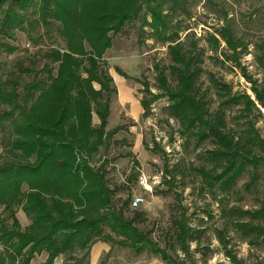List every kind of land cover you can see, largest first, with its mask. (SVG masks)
<instances>
[{"label": "trees", "instance_id": "trees-1", "mask_svg": "<svg viewBox=\"0 0 264 264\" xmlns=\"http://www.w3.org/2000/svg\"><path fill=\"white\" fill-rule=\"evenodd\" d=\"M188 2L0 0L3 36L11 37L19 29L31 38V31L44 26L47 32L55 30L63 42L45 49L42 72L46 76L25 83L22 91L17 78L0 77V132H6L0 162V264H30L43 252L46 264H54L59 256L70 264H85L98 241L136 252L149 248L172 261L165 249L134 224L137 215H125L131 200L115 206L117 187L107 179L106 161L97 167L92 164L101 149L116 143L114 136L126 130L124 125L107 129L117 88L104 56L113 37L135 20L141 21L140 29L148 37L166 44L169 56L167 65H154L160 93L152 92L144 79L114 68L141 84L142 116H149L153 102L166 98V114L178 124L182 138L196 146L210 143L203 154L207 166L195 169L208 189L219 188L231 196L237 193L242 174L249 175L243 186L247 190L264 178V136L256 127L264 119V81L248 73L241 61L248 54L247 44L230 24H223L218 37L209 34L207 40L223 65L239 69L250 83L251 93L233 92L229 83L209 73L217 97V107L210 112L209 88L201 85L204 52L189 33L182 40V27L173 23L176 14L187 10ZM221 42L225 47L219 50ZM1 46L14 50L6 43ZM259 47L257 60L264 67V42ZM232 106L240 107L235 117L239 128L229 127L226 121V109ZM133 164L139 163L134 160ZM259 203L255 209L230 208L226 222L250 244L264 247V196ZM18 210L29 220L25 227L16 216ZM171 224L173 241L187 251L195 229L183 213L175 215ZM218 235L225 242L222 231Z\"/></svg>", "mask_w": 264, "mask_h": 264}, {"label": "rangeland", "instance_id": "rangeland-1", "mask_svg": "<svg viewBox=\"0 0 264 264\" xmlns=\"http://www.w3.org/2000/svg\"><path fill=\"white\" fill-rule=\"evenodd\" d=\"M140 23V20L127 23L123 32L113 37L112 47L104 56L109 73L117 80L114 82L117 94L111 99L107 129L124 125L126 130L118 132L114 136L116 143L101 149L92 164L97 167L106 161L107 179L112 187H117L113 198L117 208L135 195L144 199L137 208H125V215L128 218L137 215L134 224L158 247L165 249L172 261L162 259L149 248L136 252L128 246L98 241L91 247L85 264H236L228 253L240 264H264V247L250 244L226 222L228 210L232 207L243 210L259 207V200L264 196V178L260 177L256 186L247 190L243 186L249 181V175L242 174L236 186L237 193L231 196L219 188L208 189L195 169L207 166L203 154L210 143L196 146L192 140L186 142L182 138L178 124L166 114V98L153 102L149 116L143 117L139 105L141 84L131 78L125 79L115 71L114 68L119 67L130 77L144 79L152 92L160 93L155 82L154 65L169 63L167 46L148 37L140 29ZM173 23L182 27L179 31L182 40L189 33V38L195 40L204 52L205 73L201 85L204 89L209 88L210 112L217 107V97L208 80L209 73L229 83L233 92L251 93L250 83L239 69L231 68L228 63L223 65L218 51H213L207 40L209 34L218 37L217 30L223 24H230L235 34L247 44L248 54L241 61L248 73L264 81V67L257 60L261 53L259 46L264 42V0H189L187 10L176 14ZM145 30L149 31V28ZM27 34L26 30L19 29H14L11 37L0 33V77L17 78L21 82L19 91L25 83L46 76L42 72L46 63L45 49L63 45L55 30L47 32L44 26L31 31V38ZM4 43L14 50L8 51L1 46ZM224 47L221 42L219 50ZM239 108L226 109L229 127H240L235 118ZM97 122L94 116V123ZM256 127L264 136V119H259ZM5 135L6 132H0V162ZM126 152L131 155L123 156ZM134 160L139 164L134 165ZM262 174L264 168H261ZM179 213L185 214L195 229V239L188 240L187 251H183L172 238L171 220ZM16 216L22 227L29 223L21 210ZM219 231H222L225 242L219 239ZM45 260L43 252L30 264H46ZM54 264L70 263L59 256Z\"/></svg>", "mask_w": 264, "mask_h": 264}, {"label": "built area", "instance_id": "built-area-1", "mask_svg": "<svg viewBox=\"0 0 264 264\" xmlns=\"http://www.w3.org/2000/svg\"><path fill=\"white\" fill-rule=\"evenodd\" d=\"M144 199L140 196H133V198L131 199V207L132 208H137L138 206H140L143 203Z\"/></svg>", "mask_w": 264, "mask_h": 264}, {"label": "crops", "instance_id": "crops-1", "mask_svg": "<svg viewBox=\"0 0 264 264\" xmlns=\"http://www.w3.org/2000/svg\"><path fill=\"white\" fill-rule=\"evenodd\" d=\"M126 73V72H125ZM119 75V74H118ZM112 76V75H111ZM121 76V75H120ZM123 77V76H122ZM124 78V77H123ZM117 79H118V77H117ZM126 79V78H125ZM113 80H114V82H117V80L115 79V77H113ZM140 105V104H139Z\"/></svg>", "mask_w": 264, "mask_h": 264}]
</instances>
